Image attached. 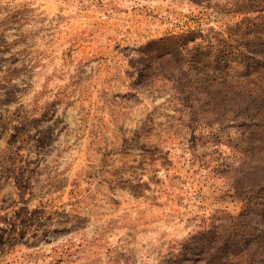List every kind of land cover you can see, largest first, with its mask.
Masks as SVG:
<instances>
[{"label":"rangeland","instance_id":"obj_1","mask_svg":"<svg viewBox=\"0 0 264 264\" xmlns=\"http://www.w3.org/2000/svg\"><path fill=\"white\" fill-rule=\"evenodd\" d=\"M0 264H264V0H0Z\"/></svg>","mask_w":264,"mask_h":264}]
</instances>
